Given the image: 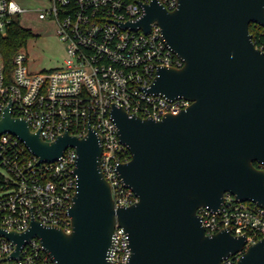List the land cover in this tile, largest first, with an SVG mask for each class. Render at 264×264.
I'll return each instance as SVG.
<instances>
[{
	"label": "water",
	"instance_id": "95a60500",
	"mask_svg": "<svg viewBox=\"0 0 264 264\" xmlns=\"http://www.w3.org/2000/svg\"><path fill=\"white\" fill-rule=\"evenodd\" d=\"M153 22L185 64L160 68L147 92L192 105L159 121L113 106L132 154L118 173L135 204L115 206L94 130L46 142L8 111L0 120V133L19 137L40 162L58 160L68 147L78 154L71 233L36 220L20 234L0 229L17 245L15 257L37 237L56 264H110L119 224L129 235L130 264H221L240 252L239 264H264V239L246 249V235H208L197 214L206 206L219 210L226 194L264 207V52L250 33L251 24L264 27V0H179L174 11L154 0L139 21L123 26L148 33Z\"/></svg>",
	"mask_w": 264,
	"mask_h": 264
},
{
	"label": "built area",
	"instance_id": "2783aa9c",
	"mask_svg": "<svg viewBox=\"0 0 264 264\" xmlns=\"http://www.w3.org/2000/svg\"><path fill=\"white\" fill-rule=\"evenodd\" d=\"M152 1L47 0L46 7L28 9L18 0H0L1 38L8 36L15 22L21 25L22 16L36 11L39 20L54 23L67 51L64 66L47 73L29 71L24 48L7 71L0 52V120L8 111L13 118L26 120L30 130L40 132L46 142L56 141L65 132L83 139L94 130L102 141L101 169L116 207L131 206L139 199L118 173L132 154L120 140L111 117L113 106L130 116L159 121L192 105L185 98L169 100L147 92L160 68L181 69L185 64L166 44L157 22L148 33L123 26L139 21ZM158 1L168 11L179 4V0ZM255 25L264 36V27ZM257 48L264 52V40ZM77 159L76 149L68 147L58 160L40 162L19 137L0 133V229L20 234L36 220L71 233L69 209L78 185ZM197 214L208 235L224 229L235 236L246 235V249L264 239V207L256 203L226 194L219 210L206 206ZM16 251L17 245L0 235V264H56L37 237L15 257ZM131 255L129 235L117 224L108 261L130 264ZM242 255H231L221 264H239Z\"/></svg>",
	"mask_w": 264,
	"mask_h": 264
},
{
	"label": "rangeland",
	"instance_id": "374dc122",
	"mask_svg": "<svg viewBox=\"0 0 264 264\" xmlns=\"http://www.w3.org/2000/svg\"><path fill=\"white\" fill-rule=\"evenodd\" d=\"M28 9L43 8L47 0H18ZM21 25L32 32L27 46L23 49L27 56V66L31 73H47L64 66L67 58L66 46L55 33L52 21L37 18V12H29L20 18Z\"/></svg>",
	"mask_w": 264,
	"mask_h": 264
},
{
	"label": "trees",
	"instance_id": "16d2710c",
	"mask_svg": "<svg viewBox=\"0 0 264 264\" xmlns=\"http://www.w3.org/2000/svg\"><path fill=\"white\" fill-rule=\"evenodd\" d=\"M250 33L255 45L259 47L260 41L264 40V36L262 35L263 29L255 24H251ZM31 37L32 32L21 26L18 22L12 25L6 38L0 37V52L4 58L7 71H11L13 68V58L21 49L27 46L28 40Z\"/></svg>",
	"mask_w": 264,
	"mask_h": 264
}]
</instances>
